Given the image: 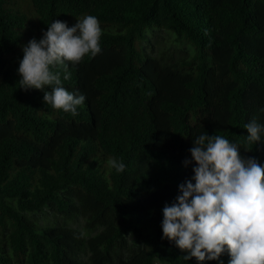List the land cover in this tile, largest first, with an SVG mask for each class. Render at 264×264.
Instances as JSON below:
<instances>
[{"label": "trees", "instance_id": "16d2710c", "mask_svg": "<svg viewBox=\"0 0 264 264\" xmlns=\"http://www.w3.org/2000/svg\"><path fill=\"white\" fill-rule=\"evenodd\" d=\"M85 15L102 50L69 65L63 86L86 96L73 117L21 89L17 69L53 20ZM253 119L264 123V0H0V264H198L162 239V209L193 176L183 162L202 132L264 165V140L245 139Z\"/></svg>", "mask_w": 264, "mask_h": 264}, {"label": "clouds", "instance_id": "9594fccd", "mask_svg": "<svg viewBox=\"0 0 264 264\" xmlns=\"http://www.w3.org/2000/svg\"><path fill=\"white\" fill-rule=\"evenodd\" d=\"M103 29L97 17L85 15L73 26L55 19L42 37L22 46L17 72L20 88L44 92L43 101L55 110L78 115L86 96L69 91V65L101 52ZM50 88L51 91L45 90ZM248 143L264 140V123L244 124ZM241 147L222 135L202 132L193 139L190 159L193 176L178 186L179 194L162 209V239L174 242L184 261L198 264L230 256L228 264H264V165L241 155ZM110 169L122 173L126 164L115 157Z\"/></svg>", "mask_w": 264, "mask_h": 264}, {"label": "rangeland", "instance_id": "374dc122", "mask_svg": "<svg viewBox=\"0 0 264 264\" xmlns=\"http://www.w3.org/2000/svg\"><path fill=\"white\" fill-rule=\"evenodd\" d=\"M152 42L156 45V47L167 52L169 55L173 54L176 49L172 40L168 39V36L163 31L155 32L154 36L152 37ZM157 264L163 263L157 262Z\"/></svg>", "mask_w": 264, "mask_h": 264}]
</instances>
